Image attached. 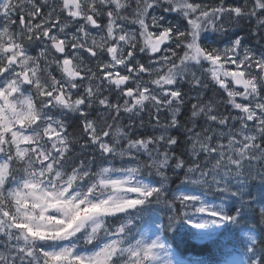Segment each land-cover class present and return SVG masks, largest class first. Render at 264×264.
Masks as SVG:
<instances>
[{"label":"snow or ice","instance_id":"obj_1","mask_svg":"<svg viewBox=\"0 0 264 264\" xmlns=\"http://www.w3.org/2000/svg\"><path fill=\"white\" fill-rule=\"evenodd\" d=\"M0 264H264V0H0Z\"/></svg>","mask_w":264,"mask_h":264},{"label":"trees","instance_id":"obj_2","mask_svg":"<svg viewBox=\"0 0 264 264\" xmlns=\"http://www.w3.org/2000/svg\"><path fill=\"white\" fill-rule=\"evenodd\" d=\"M178 239L179 240H184L183 237H178ZM182 247H187L188 248L187 256H189V257H193V255L197 256V253L199 251L198 247L196 249H193L191 244H186V243H182Z\"/></svg>","mask_w":264,"mask_h":264}]
</instances>
